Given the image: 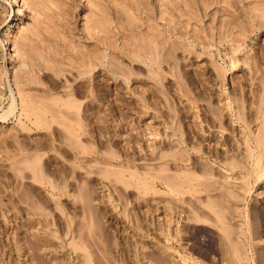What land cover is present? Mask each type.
<instances>
[{
    "label": "rangeland",
    "instance_id": "rangeland-1",
    "mask_svg": "<svg viewBox=\"0 0 264 264\" xmlns=\"http://www.w3.org/2000/svg\"><path fill=\"white\" fill-rule=\"evenodd\" d=\"M20 1L0 264H264V0Z\"/></svg>",
    "mask_w": 264,
    "mask_h": 264
},
{
    "label": "bare ground",
    "instance_id": "bare-ground-1",
    "mask_svg": "<svg viewBox=\"0 0 264 264\" xmlns=\"http://www.w3.org/2000/svg\"><path fill=\"white\" fill-rule=\"evenodd\" d=\"M88 1V0H87ZM91 1V0H90ZM112 1H114V0H92L91 2L93 3V5L94 6H96L97 8H98V13H99V11H100V13L98 14L97 13V15L98 16H96V15H94V17H88V18H90V21L88 20V22H90V27L91 28H93V30L95 29V27H97L99 24H100V22L102 21L101 20V18H103V17H107L108 18V14L110 13V9H109V7H113L114 5H113V3H112ZM116 1V0H115ZM139 1V0H138ZM176 1V0H175ZM181 1V0H180ZM186 1V0H185ZM192 1V3L191 4H193V0H191ZM204 1H206V0H204ZM203 1V2H204ZM82 2V1H81ZM89 3V5H91L92 3ZM9 3H11V6H16V8H17V14H14V15H12V16H10V17H8V18H6V21H5V23H4V25L7 27L6 28V33H5V35H4V38L2 39V42H3V47H4V45H8L9 44V38H8V35L9 34H11V31H15V27H16V22L21 18L22 19V15L25 13V10H24V8H23V4L21 3V1L20 0H9ZM86 3V2H85ZM85 3H84V5L82 6V10H80V11H83L84 12V8H86V6H85ZM87 3V4H88ZM120 3V4H119ZM119 3H117V4H119V5H130V4H135V3H138L137 2V0L136 1H134V0H120V2ZM186 3H188V2H186ZM196 3V2H195ZM194 3V4H195ZM83 4V3H82ZM198 4H200V1H199V3ZM93 5H92V7H93ZM116 5V4H115ZM143 5V4H142ZM154 5V4H153ZM162 5V4H161ZM178 4H176V6H177ZM186 5V4H185ZM207 5V4H206ZM85 6V7H84ZM88 6V5H87ZM135 6V5H134ZM182 6H184V5H182ZM181 6V7H182ZM188 6V5H187ZM91 7V6H90ZM130 7V6H129ZM167 7H169V6H167ZM189 7V6H188ZM89 8V7H88ZM137 8V7H136ZM177 8H179V6L177 7ZM184 8V7H183ZM190 8V7H189ZM192 8V7H191ZM94 9V8H93ZM129 10H130V8H128ZM146 9V8H145ZM169 9V8H168ZM135 10V9H134ZM174 10V9H173ZM94 11V10H93ZM95 11H97V10H95ZM94 11V12H95ZM141 11V10H140ZM148 11V10H147ZM116 12V11H115ZM142 12V11H141ZM134 13V12H133ZM91 14V13H90ZM89 14V15H90ZM93 14V13H92ZM142 14V13H141ZM82 15H83V13H82ZM114 15V14H113ZM131 15V14H130ZM135 15H137L136 13H135ZM174 15V14H173ZM19 16H21V17H19ZM93 16V15H92ZM120 16V15H119ZM142 16V15H141ZM116 17V16H115ZM122 17H123V15H122ZM137 17V16H136ZM192 17H194V16H192ZM118 18V17H117ZM121 18V17H120ZM135 19V18H134ZM138 19V18H137ZM112 20V19H111ZM120 21V20H119ZM136 21V20H135ZM103 23V22H102ZM122 23V22H121ZM88 24V23H87ZM90 27H88V28H90ZM102 27H103V25H102ZM105 27V26H104ZM107 27V26H106ZM105 27V28H106ZM87 28V27H86ZM108 28V27H107ZM18 29V28H17ZM104 29V28H103ZM106 30V29H105ZM155 30V29H154ZM88 31V30H87ZM98 31V30H97ZM102 31H104V30H102ZM16 32V31H15ZM14 32V33H15ZM90 32V31H89ZM93 32H95L96 33V30L95 31H93ZM92 32V33H93ZM109 32V34H110V30L108 31ZM144 32V31H143ZM13 33V32H12ZM103 33H105V32H103ZM94 34V33H93ZM97 34V33H96ZM109 34H107V35H109ZM147 34V33H146ZM12 35V34H11ZM95 35V34H94ZM110 36V35H109ZM156 36H158V35H156ZM95 38H96V36H94ZM107 37V36H106ZM112 37V36H111ZM109 38V37H108ZM129 38V37H128ZM99 41V40H98ZM107 41V40H106ZM106 43V42H105ZM11 45V44H10ZM60 47V46H59ZM63 48V47H62ZM110 48H111V46H110ZM60 50H61V48H60ZM62 52V51H61ZM60 52V53H61ZM63 54V53H62ZM110 57V56H109ZM85 58V57H84ZM92 59V58H91ZM78 60V59H77ZM82 60V59H81ZM86 61V63H87V59L85 60ZM84 172V171H83ZM45 216V215H44ZM47 217V216H46Z\"/></svg>",
    "mask_w": 264,
    "mask_h": 264
}]
</instances>
